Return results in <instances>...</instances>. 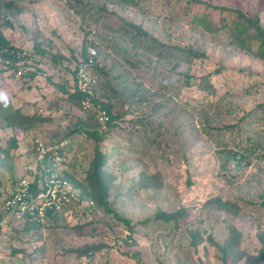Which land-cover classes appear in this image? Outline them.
Masks as SVG:
<instances>
[{"label":"rangeland","instance_id":"obj_1","mask_svg":"<svg viewBox=\"0 0 264 264\" xmlns=\"http://www.w3.org/2000/svg\"><path fill=\"white\" fill-rule=\"evenodd\" d=\"M64 1L16 0L6 18H0V30L12 44L30 53L32 43L39 42L47 59L37 64L41 73L26 82L9 75L0 61V92L22 113L48 117L32 129L4 126L0 119V199L33 161L34 136L53 143L86 116L52 85L70 75L65 65L74 70L87 27ZM88 1L92 15L96 5L107 1L105 10L139 23L154 36L146 48L156 53L194 42L190 35L198 28L186 27L180 32V22L194 14L207 18L214 24L196 42L205 57L192 59L188 68L157 60L152 53L108 33L103 23L115 25L118 19L115 14L101 12L95 26L90 24L102 38L96 39V62L106 70L105 77L97 76L95 94L100 89L109 93L101 98L115 105L119 119L97 146L95 141L74 134L63 169L84 185L83 176L96 146L105 155L102 169L107 178V200H113L116 212L129 219L131 231L93 208V201L84 197L79 207L38 220L40 224L27 230H23L21 218L5 226L0 233V264H221L215 243H223L231 227L230 233L239 231L237 249L255 252L259 248L257 221L264 218V209L257 206L258 186L264 184V157L249 154V164L242 168L232 159L223 163V168L220 163L229 149L244 153L247 141H264V119L259 118L263 111L255 107L264 99V61L239 45L231 48L225 36L213 34L221 14L206 3L258 15L264 25V0ZM71 52L76 58H71ZM51 54L61 56L58 63H51ZM122 55L137 66L129 67ZM179 71H187L192 78L183 82ZM10 137L15 138V147L9 146ZM151 137L153 146L147 144ZM230 176L234 182L226 184ZM219 192L236 199L244 210L230 227L225 222L227 215H221L223 220L217 219V224L205 215L204 201ZM178 207L184 215L175 220L154 218L156 211L170 212ZM194 230L200 234L195 246L190 243ZM127 232L130 238L124 242ZM86 244L98 248L79 258L67 252ZM225 262L230 264L231 257Z\"/></svg>","mask_w":264,"mask_h":264},{"label":"trees","instance_id":"obj_2","mask_svg":"<svg viewBox=\"0 0 264 264\" xmlns=\"http://www.w3.org/2000/svg\"><path fill=\"white\" fill-rule=\"evenodd\" d=\"M16 0H0V18H6L8 11L14 7V3ZM195 2H203L201 0H191ZM88 0H65L64 3L67 6V8L72 9L74 13H79V17L81 18V21L87 23V27L85 28L84 36L81 41L80 45V56L84 57L85 55V43L87 35L89 34L92 26L94 27L97 23L99 18H102L101 12L104 13L106 16H112L116 15L117 17V24L110 25V24H104V29L113 35H116L118 37H122L127 42H131L130 46H135L139 49H144L145 51H148L152 53L157 60H162L166 63H172V66L176 65H185L186 68H188L189 64L192 62V59H201L205 57L204 51L198 50V45L196 42H198V39L201 38L202 34L204 32L210 31V28L213 26L214 22L211 20H207V18H201L197 15H192L187 21H181L179 30L180 32H183L186 27L190 29H194L195 33L190 35V37L194 40V42H189L183 46L179 45H172L170 48L166 49L164 48V51L162 53H156L151 52L149 49L146 48L147 44L150 40L154 38V36L150 33H148L144 28L141 27L139 23H134L130 19H127L122 16H117L115 11H112L109 9L108 11L105 10L107 6H109V2H103L101 5H96V11L92 15V13H88L89 6L91 5L88 3ZM117 2H123V3H132L131 0H113V3ZM205 2V1H204ZM206 6H211L213 9H216L221 16L218 18V26L213 34L221 35L226 37L227 44L231 45V48L234 45H239L241 48H246L248 51L253 53L257 58L264 61V25L262 20H260V17L258 15H247L243 11L235 8V7H229L225 5H218V4H209L206 3ZM69 9V10H70ZM185 13V11L183 12ZM103 20V19H102ZM5 24L9 25V22L7 19H4ZM92 23V24H91ZM90 24L92 26H90ZM200 26V29H199ZM95 30V29H94ZM96 37V38H95ZM93 39L96 46V39L102 41V38L98 36L97 31L95 30ZM114 42V41H113ZM113 42H107L108 45H114ZM193 43V44H192ZM252 46V47H251ZM32 51L28 53L24 48L20 46H15L12 44L1 32L0 30V61L1 63L4 62V60L8 59L12 63H14L17 59V53L25 52L26 55H29L33 59V63H31L32 69L29 70L26 73H23L18 77V79H21L22 81H28L32 78L34 79L36 77V74L41 73V69L37 67V64L43 63V61H46L47 59L44 57L46 54V51L43 49L42 44L39 42H33L31 45ZM175 49V50H173ZM173 50V51H172ZM71 58H76V56L71 52L70 53ZM51 63L54 65L58 63V59L61 58L58 54H51ZM122 60L128 64L129 67H136V63L132 62L127 56L122 55ZM78 66V60H76V64L74 69ZM65 71L69 72L70 75L73 74V69H68V67L65 65ZM92 71L96 75V77H105L106 76V70L103 66L99 65L97 62L93 64ZM181 76L183 77V82L187 83L189 79H191V75L187 73V71H179ZM11 73H9L10 75ZM63 76L61 77V81L58 83H52L53 87L57 90H59L61 93H64L66 96V101L71 102L75 104L76 106L80 107V100L82 98V94L78 91L74 90L69 91L70 85L67 83V77ZM203 82L205 86L207 85L206 78H203ZM190 82V81H189ZM98 83V78H97ZM201 83V82H200ZM97 86V85H96ZM111 93L112 90H110ZM108 92H103L100 89V92L95 94L93 96V101L95 103H98L100 105V108L105 111L106 114V120L104 121V129H102L101 120L99 119L98 112L92 111V110H84L86 116L83 119H78L77 122L73 125L72 128L68 129L62 136H60L55 143L62 140V139H68V143L66 145V148L68 145H70V139L73 138L74 134H81L85 136L88 139H91L97 143L103 140L104 136L113 128L116 126L115 120L119 119L118 114L115 113L113 103H110L109 101H105L101 98L107 97ZM255 107L261 109L263 111V115L259 116L260 119H264V99L255 105ZM82 109V108H81ZM83 110V109H82ZM0 119L3 120L5 123L4 126L8 125L11 127L18 126L22 129H32L37 127V123H41L42 121L48 120V117H40L37 116V112H33L30 115L24 114L20 111L19 108L13 107L11 103L8 101H0ZM241 119V117H240ZM264 121V120H263ZM233 127H237V124L234 123L232 125ZM263 139V138H262ZM249 140V138H247ZM264 140V139H263ZM44 141V140H43ZM9 146L15 147V138L10 137L9 139ZM150 146L155 145V140L153 137L148 138L147 141ZM44 143H46L44 141ZM240 146H244L242 142L240 141ZM94 147V154L92 156V159L89 161L88 167L86 172L84 173L83 179L85 184L82 185L81 183L77 182L74 177L68 172V170L61 169L58 173V176L61 177L63 180H65L70 187H72L74 190H77V197L79 200H82L84 197L89 198V200L93 201L94 205L93 208L100 209L103 213L108 214L106 216H110V218H114L117 221H121L124 225H127V230L131 231V226H128L129 219L126 217H122L119 215L118 212L112 207V204L114 201L112 200L109 202L107 200L108 197V186H107V178L106 175L103 172L102 166L105 163V155L101 153V151L98 150L97 147ZM260 149V150H258ZM264 151V141L262 140H255L251 141V144L249 142H246L245 145V151L240 152L238 150H231L229 149L225 156L226 159L220 163L221 168H223V163L228 162V159H232L235 166H239V168H242L244 166H247L249 164V154H253L258 157H264V152L261 154H257L256 151ZM7 153V149L5 150ZM255 152V154H254ZM260 171V169H258ZM221 177H225L227 175H224L222 172L219 173ZM219 175V176H220ZM36 179L38 180L40 178L39 173L35 175ZM189 177V175H188ZM35 179V181H36ZM226 180V179H225ZM234 177L230 176V179L225 181L226 184L233 183ZM36 184H33L30 186L31 191L36 190ZM258 198L257 206H260L264 209V184L263 186H258ZM8 191L3 195L6 196ZM78 202V201H77ZM205 208H206V217L213 218V224L216 223L217 219H221V215L226 217L229 216V218L226 219L225 222L229 225H233L234 220L240 215L244 213L243 207L238 205V202L236 199H229L225 196H223L222 193H218L217 195H213L208 197L205 201ZM79 207V202L77 203V206ZM59 215V212L52 211V210H46L45 211V219H51L55 216ZM184 215V212L182 209L174 208L173 211H156L154 218L157 220H163V221H170L171 219H176L178 216ZM22 221H24L23 224V230H27L31 228L32 226L40 224L39 221L28 214L24 215L22 218ZM19 219H11L7 222L6 226L11 224L12 221H16ZM148 219L144 220L143 222H146ZM223 220V218L221 219ZM217 224V223H216ZM233 228L231 227V230ZM230 230V231H231ZM238 230V229H237ZM2 229L0 230L1 233ZM229 231V235L225 237L223 240V243H220L217 241L215 243L216 249L220 253L221 258V264H226L225 259L227 256L231 257L230 264H261L263 258H264V218L260 221H257V231L255 233V239L259 244V248L255 252H248V251H239L237 249L240 241L239 231L236 234H232ZM128 237L122 238L124 242H127V240L130 238L129 233L127 232ZM191 239L190 243L195 246V244L199 241V230H194L191 232ZM132 242V241H131ZM98 247L91 246L86 244L81 249L80 248H68L67 252H74L75 256L79 258L80 256H89L91 255L95 250H97Z\"/></svg>","mask_w":264,"mask_h":264},{"label":"built area","instance_id":"obj_3","mask_svg":"<svg viewBox=\"0 0 264 264\" xmlns=\"http://www.w3.org/2000/svg\"><path fill=\"white\" fill-rule=\"evenodd\" d=\"M93 34L94 30L91 28L86 38L85 55L78 59V66L66 79L70 85L69 91L74 89L82 94L81 108L98 112L101 124L104 126L105 111L93 101L97 85V77L92 71L97 56ZM31 63H33L32 57L22 51L17 53L14 63L6 59L2 66L13 77L18 78L32 69ZM68 141L62 139L56 143L45 144L38 136H34L33 161L25 165L23 174L11 183L7 195L0 199V230L9 220L20 219L26 214L41 221L46 217V210L61 213L64 210L68 211V208L76 207L78 202L80 205L81 200L78 199L75 190L58 176V170L63 169L67 162ZM37 173L40 176L38 180L35 177ZM33 184L37 187L35 191L30 190Z\"/></svg>","mask_w":264,"mask_h":264},{"label":"clouds","instance_id":"obj_4","mask_svg":"<svg viewBox=\"0 0 264 264\" xmlns=\"http://www.w3.org/2000/svg\"><path fill=\"white\" fill-rule=\"evenodd\" d=\"M6 100H7L6 94L0 92V101H6Z\"/></svg>","mask_w":264,"mask_h":264},{"label":"crops","instance_id":"obj_5","mask_svg":"<svg viewBox=\"0 0 264 264\" xmlns=\"http://www.w3.org/2000/svg\"><path fill=\"white\" fill-rule=\"evenodd\" d=\"M44 142V141H43ZM46 144V143H45ZM33 158V157H32Z\"/></svg>","mask_w":264,"mask_h":264}]
</instances>
